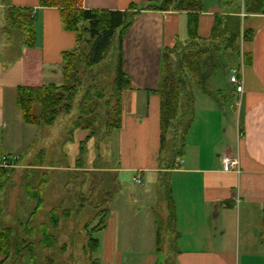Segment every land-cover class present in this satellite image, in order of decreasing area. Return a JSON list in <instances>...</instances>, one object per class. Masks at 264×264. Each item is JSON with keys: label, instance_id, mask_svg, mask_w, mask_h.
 Returning <instances> with one entry per match:
<instances>
[{"label": "crops", "instance_id": "0c3cea01", "mask_svg": "<svg viewBox=\"0 0 264 264\" xmlns=\"http://www.w3.org/2000/svg\"><path fill=\"white\" fill-rule=\"evenodd\" d=\"M78 4L83 9L139 10L122 35V68L130 83L122 91V123L106 136L115 143L116 164L82 167L89 172L111 173L118 185L108 202L106 226L98 231L101 234L93 252L98 257L93 259L97 264L163 263L161 243H156L155 206L162 196L159 179L167 173L175 214L172 264H264V244L259 236L264 210V12L248 11L245 0H203L198 36L210 33L215 14L237 10L241 18L238 75L242 83H229L231 97L222 106L194 90L193 118L185 135L182 163L167 169V161L158 159L160 97L153 90L159 84L162 48L173 45L176 39H188L187 28L185 38L179 35V21L182 19V25L184 20L186 26L187 13L172 7L147 8L153 4L151 0H81ZM6 6L31 9V45L21 30L6 27ZM203 23L206 31L201 34ZM244 31L250 32L248 38L243 37ZM76 44L74 32L64 28L57 7H41L38 0H0V163L4 154L22 157L39 128L23 121L16 106L17 88L61 85L62 53ZM242 54L247 55L246 63ZM70 134L66 142L79 145L94 137L80 128H71ZM224 154L238 158V171L221 169ZM127 172L133 181L140 175L139 184L147 180L152 186L146 205L138 196V208L146 211L150 231L135 240L128 232H107L113 213L110 204L122 194L119 177Z\"/></svg>", "mask_w": 264, "mask_h": 264}, {"label": "trees", "instance_id": "16d2710c", "mask_svg": "<svg viewBox=\"0 0 264 264\" xmlns=\"http://www.w3.org/2000/svg\"><path fill=\"white\" fill-rule=\"evenodd\" d=\"M81 0H38L41 7H57L60 10L62 22L66 30L74 32L76 47L62 53L63 83L56 85L47 83L42 85H22L17 88L16 106L22 119L26 123L38 126H51L62 115H70L73 103L77 100V109L73 128L89 130V136H97L98 130L94 125V116L98 108H105L106 120L103 123L105 133L109 135L118 129L122 123V91L130 86L129 77L122 68L121 42L123 32L139 12L131 7L127 10L83 9L79 7ZM263 0H245L248 11L264 12L261 5ZM153 4L147 8L166 10L170 7L176 11L187 13L188 39H176L170 46H164L161 52L160 75L158 87L153 90L160 97V147L159 160L167 161V169L175 166L176 156H181L185 143V135L193 118V92L200 90L212 98L219 106L231 97L232 87L225 80L227 64L225 57H232L237 61L240 56V23L241 18L234 10L231 14H215L210 33L198 36V16L203 10V0H151ZM6 27H16L21 30L27 44L33 43L34 28L31 9L25 7L6 6ZM250 32L244 31L243 37L248 38ZM222 40H218V37ZM217 40L213 46H203L201 42ZM116 47V65L114 70L113 88L108 96L104 87L98 81L95 67L106 57L107 53ZM86 43L87 51L82 52L81 44ZM230 50V52H229ZM243 55V54H242ZM243 62H247V55H243ZM88 74V76H86ZM88 77L85 80V78ZM180 127V130H179ZM101 128H99V131ZM167 134L169 136H167ZM85 153L84 142L80 143L76 168L83 167ZM13 156V155H9ZM18 158L14 160V165ZM15 166L0 165V190L5 184ZM84 170H82L83 172ZM162 187V197L167 201L170 210L166 224L175 222L173 201L169 192L168 175L164 173L159 179ZM118 190V185L106 192L103 201L104 210L96 214V218L103 213V217L91 229L86 225L87 243L84 246L93 253L98 246V238L93 233L105 228L109 214L108 202ZM26 198L36 201L34 210L25 221L14 212L5 216L0 207V264H24L29 259L32 264H58L54 254H45L39 260L36 249L65 250L66 244L58 246L56 230L61 218L56 207L49 211V222L32 223V217L43 205V199L38 189L30 192L27 189ZM83 201H88L84 196ZM23 214H25L26 201ZM71 209L65 208L61 215L69 216ZM165 224V226H166ZM162 224L157 222L156 243H161ZM259 236L264 244V210L261 215ZM94 264L97 261L93 259Z\"/></svg>", "mask_w": 264, "mask_h": 264}, {"label": "rangeland", "instance_id": "374dc122", "mask_svg": "<svg viewBox=\"0 0 264 264\" xmlns=\"http://www.w3.org/2000/svg\"><path fill=\"white\" fill-rule=\"evenodd\" d=\"M207 21V20H206ZM204 21V22H206ZM179 26L180 38L186 37L185 21L182 19ZM201 34L205 33V24H201ZM218 40H222L218 37ZM217 40H209L201 42L203 46H213ZM14 46H18L14 44ZM82 52L87 51L88 44L82 43ZM15 48V47H14ZM230 52V50H229ZM223 61L227 64L224 78L231 84L229 77L233 72H238L240 67L239 58L234 61L232 57H225ZM116 65V47L107 53L106 57L95 67L97 80L104 87L106 96L110 94L113 88L114 70ZM88 76V74L86 75ZM88 77L85 78V80ZM102 109L98 108L94 116L97 119L94 122L98 133L88 140L85 144V153L83 165L86 167H111L116 164V147L112 137L103 136L105 130L103 123L106 120L104 114V106L102 100L99 101ZM122 105V100H121ZM122 108V106H121ZM77 109V100L73 103V109L70 115H62L51 126H39L37 136L27 147L22 157L17 156L18 162L14 169L10 172L5 184L0 190V207L6 217L11 213H18L22 221H25L29 214L34 210L36 201L33 198H26L27 189L32 192L38 189L39 194L43 199L42 206L39 211L32 217V223L49 222V211L52 207H56L60 214V224L56 230L58 246L66 244L65 250L38 247L36 249L39 260H42L44 255L54 254L58 264H94L93 258L98 257L97 254L90 253L84 246L87 243L86 231L91 229L103 217V213L99 217H95L100 210L106 206L103 198L106 192L112 190L116 186V181L111 173L104 171L89 172L82 168H76V162L79 154V142H66L71 139V128L75 120ZM226 112L227 107H226ZM35 128V127H34ZM99 128L101 130L99 131ZM180 130V127H179ZM167 136H169L167 134ZM105 137V138H104ZM102 139L99 143L98 141ZM66 155H63V151ZM7 155V154H6ZM177 157V156H176ZM122 182V194L116 196L115 201L110 204L111 214L109 228L107 232L119 231L128 232L135 240L143 234L150 231L146 220V211L139 209L140 196L142 205H146L150 194H152L151 183L147 180L145 184H139L133 181L129 172L122 173L119 177ZM84 196L88 201H83ZM166 199V198H165ZM161 196L160 203L155 206L156 217L158 222L164 228L161 229L162 248L161 258L164 257L163 263L172 264V240L173 229L171 223L166 224L167 218L170 219V210L167 206V201ZM26 201L25 214H23L24 202ZM139 207V208H138ZM71 209V213L67 218L61 215L63 209ZM166 224V226H165ZM86 225L88 229L86 230ZM153 231L154 226L152 225ZM101 234V233H100ZM99 232L93 233L95 237L100 236ZM143 235V236H144ZM132 236H129L131 239ZM24 264H32L29 259H26Z\"/></svg>", "mask_w": 264, "mask_h": 264}, {"label": "built area", "instance_id": "2783aa9c", "mask_svg": "<svg viewBox=\"0 0 264 264\" xmlns=\"http://www.w3.org/2000/svg\"><path fill=\"white\" fill-rule=\"evenodd\" d=\"M229 81L232 84L239 85L242 82V79L238 75V72H233L230 77ZM17 156H9V155H2L1 157V163L0 165L2 166H13L14 165V160L16 159ZM182 163V158L180 156H177L175 158V167H178ZM220 164H221V169L223 171H238L239 170V161L238 158L235 155L232 154H224L220 157ZM134 180L137 183H141L142 179L140 175H135Z\"/></svg>", "mask_w": 264, "mask_h": 264}]
</instances>
